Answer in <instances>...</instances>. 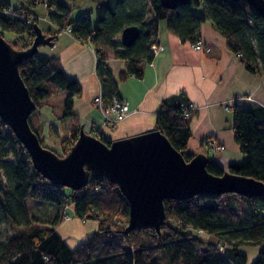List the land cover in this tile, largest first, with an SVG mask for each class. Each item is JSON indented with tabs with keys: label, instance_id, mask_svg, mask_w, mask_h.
<instances>
[{
	"label": "trees",
	"instance_id": "trees-1",
	"mask_svg": "<svg viewBox=\"0 0 264 264\" xmlns=\"http://www.w3.org/2000/svg\"><path fill=\"white\" fill-rule=\"evenodd\" d=\"M77 1L0 0V32L16 35L11 43L14 47L28 48L35 37L33 24H39L41 17L34 8L42 5L44 17L52 24L43 30L47 35L55 40L70 29L77 40L94 48L95 72L105 104L119 98V81L142 77L143 64L154 58L151 48L158 42L162 21L181 40L191 42L200 40L199 31L209 22L249 71L264 74V17L243 1L192 0L167 9L160 0H97L94 9L73 18ZM128 26L139 27L140 34L131 46L124 47L121 33ZM108 49L127 61L118 76L110 69ZM20 73L37 105L35 111L52 96L65 92L63 114L49 125L47 138L60 153L46 146L43 121L30 120L41 144L65 156L85 123L73 109L74 98L82 93L79 82L64 73L58 57L38 53L21 65ZM173 102L171 106L163 101L153 130L161 131L189 161L195 155L187 149L193 111L183 92ZM232 115L234 138L246 159L230 163L227 171L264 183V107L239 96L232 103ZM85 130L111 143L94 125L85 124ZM207 170L215 176L225 172L211 158ZM69 201L76 217L98 221L97 229L74 249L56 230ZM164 204L166 222L161 233L136 229L124 234L129 205L116 184L101 178L77 191L53 185L34 168L25 147L0 119V227L9 223L16 230L0 241V264H249L243 246L258 248L250 264H264V197L226 193L167 199Z\"/></svg>",
	"mask_w": 264,
	"mask_h": 264
},
{
	"label": "crops",
	"instance_id": "crops-1",
	"mask_svg": "<svg viewBox=\"0 0 264 264\" xmlns=\"http://www.w3.org/2000/svg\"><path fill=\"white\" fill-rule=\"evenodd\" d=\"M198 39L211 51L194 49L193 42L181 40L167 29L164 21L160 22V48L151 62L143 64L142 77L130 76L119 81V98L126 103L129 114L115 124L104 123L95 103L102 92L95 72L97 56L90 44L63 31L57 35L53 46H45L41 54L58 57L64 73L79 82L82 93L74 98V112L84 124L94 125L111 141L153 130L156 112L163 101L172 106L174 97L183 92L193 111L188 151L206 153L207 140L214 139L223 144L225 150L207 154L227 170L230 163L243 162L246 156L235 141L232 110L226 107L239 96H247L253 104L264 107V74L249 71L240 56L228 50L226 39L209 22L202 25ZM107 52L110 69L118 76L127 61L115 57L110 49ZM46 104L50 107L51 100ZM69 211L72 219L62 222L56 230L74 249L97 229L98 221L76 217L72 205ZM201 234L208 236L205 232Z\"/></svg>",
	"mask_w": 264,
	"mask_h": 264
},
{
	"label": "water",
	"instance_id": "water-1",
	"mask_svg": "<svg viewBox=\"0 0 264 264\" xmlns=\"http://www.w3.org/2000/svg\"><path fill=\"white\" fill-rule=\"evenodd\" d=\"M164 8L175 9L192 0H160ZM238 1V0H236ZM264 17V0H240ZM35 37L26 49H16L0 32V119L11 129L31 157L34 168L57 187L73 191L85 188L91 180L106 178L116 184L128 201L129 234L136 229H154L161 233L166 222L165 200H187L198 195L234 193L248 198L264 197V183L227 170L215 176L207 170L209 155L195 153L187 161L159 130L113 140L108 145L80 127L78 138L68 153L60 157L43 146L30 126L37 105L20 73L23 63L42 46H53L34 23ZM137 26L121 33L124 47L139 37Z\"/></svg>",
	"mask_w": 264,
	"mask_h": 264
},
{
	"label": "rangeland",
	"instance_id": "rangeland-1",
	"mask_svg": "<svg viewBox=\"0 0 264 264\" xmlns=\"http://www.w3.org/2000/svg\"><path fill=\"white\" fill-rule=\"evenodd\" d=\"M96 4H97V0H78L76 2L77 7L72 12L71 16L73 18H75L79 13H82L88 9H91V8L94 9L96 7ZM199 8H201V7H199ZM34 10L36 13H38L41 16V17H39V26L44 31H46L48 28L51 27V25L48 22L47 18L44 17V14L46 13L45 8L42 5H38L37 7L34 8ZM149 15H150L149 17L152 16V14H149ZM64 31L68 32L67 30H64ZM4 37L8 42L12 43V41L16 38V35H14L13 33H4ZM12 46L14 47L13 44H12ZM44 47L45 46H42L39 48L38 54H41L43 52ZM14 48L18 49V47H16V46ZM65 96H66L65 92H63L61 94H57L55 96H52L51 98H49L47 100V102L51 100L52 105H50V107L47 106V104H44L40 109H38V111L33 112L30 116L31 121H38V120L43 121V123H44L43 135L46 138V146L49 148L55 149L58 153H60V148L58 146H55L54 144H52L51 141H49L47 138L49 136V125L52 123H57L58 117H60L63 114ZM61 101H63L62 109L60 108ZM207 152H208V150H207ZM34 204H35V202L33 201L31 203V208H30L31 213H33V211H34V206H32ZM68 210H69V208H68ZM15 231H16L15 228L9 223L1 226L0 227V241L6 239L8 237L13 236ZM241 250L243 252H246V254H248L249 264H250L254 260V258L256 257L258 248L251 247V246H243L241 248Z\"/></svg>",
	"mask_w": 264,
	"mask_h": 264
},
{
	"label": "built area",
	"instance_id": "built-area-1",
	"mask_svg": "<svg viewBox=\"0 0 264 264\" xmlns=\"http://www.w3.org/2000/svg\"><path fill=\"white\" fill-rule=\"evenodd\" d=\"M66 30L70 32V29H66ZM192 47L198 51H207V52L211 51L210 47L206 46V44H204V42L201 39L193 42ZM159 48L160 46L158 42L153 43L151 48L152 53L155 54ZM95 103L98 105L99 109L102 112L104 123L115 124L123 120L129 114L126 103L118 97H114L110 103L105 104L103 102L102 96H99L95 99ZM189 108H190L189 110L191 111L192 110L191 105ZM226 109L232 110V104L228 105ZM205 148L208 151H212L214 153L222 152L225 150V146L223 144L218 143L214 139L207 140L205 144ZM70 206H71V202L69 201L64 210L63 220H62L63 222H67L72 219L73 214H71L68 210ZM199 232L202 233L203 231H199ZM220 249L223 250V247L221 246Z\"/></svg>",
	"mask_w": 264,
	"mask_h": 264
}]
</instances>
